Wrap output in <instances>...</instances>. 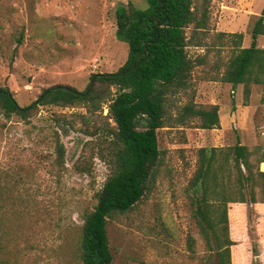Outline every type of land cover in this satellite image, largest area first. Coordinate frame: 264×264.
Instances as JSON below:
<instances>
[{"label":"rangeland","instance_id":"374dc122","mask_svg":"<svg viewBox=\"0 0 264 264\" xmlns=\"http://www.w3.org/2000/svg\"><path fill=\"white\" fill-rule=\"evenodd\" d=\"M202 1L194 0L198 10ZM128 3L146 6L144 0H0V87L24 107L50 87L81 92L90 76L115 73L127 58L126 43L115 36V9ZM263 5L209 0L208 29H185L187 54L204 57V63L194 68L189 87L169 98L166 127L157 131L159 161L143 197L107 222L112 264L216 263L193 217L190 182L200 148L232 147L238 140L251 150L264 146L263 87L245 100L242 91L234 97L219 80L235 52L234 33L249 46L253 16ZM261 46L264 36L257 38ZM192 102L219 105V127L201 130L198 119L178 125L181 107ZM106 123L113 125L106 105L94 114L81 107H39L27 121L0 114V263L82 264V218L113 169ZM250 226L252 240L264 237L262 218L252 216Z\"/></svg>","mask_w":264,"mask_h":264},{"label":"trees","instance_id":"16d2710c","mask_svg":"<svg viewBox=\"0 0 264 264\" xmlns=\"http://www.w3.org/2000/svg\"><path fill=\"white\" fill-rule=\"evenodd\" d=\"M145 8L132 3L115 9L116 38L127 45L124 65L115 73L94 74L81 92L56 85L43 90L27 106L17 104L13 94L0 87V114L6 120L27 121L39 107H81L89 114L106 105L108 119L103 129L110 137L112 174L96 195L94 207L82 218L79 257L82 264H112L107 222L130 211L143 197L159 161L157 131L166 127L169 98L189 87L192 72L204 57L191 59L185 29L206 31L207 5L194 0H144ZM223 36V33H220ZM235 52L220 75L222 83L243 86L248 99L252 85L264 86V49L256 41L264 36V5L250 27V45L241 48L242 34H234ZM194 46H201L195 43ZM215 79V78H214ZM214 79H211L214 81ZM208 80V79H203ZM198 119L201 130L219 127V106L181 107L176 122L181 127ZM62 159V145L56 148ZM197 168L190 182L194 196L193 217L216 263L231 264L227 209L230 204H264V146L249 149L239 140L232 147L200 148ZM188 249L193 252V240ZM7 264V263H0Z\"/></svg>","mask_w":264,"mask_h":264},{"label":"crops","instance_id":"0c3cea01","mask_svg":"<svg viewBox=\"0 0 264 264\" xmlns=\"http://www.w3.org/2000/svg\"><path fill=\"white\" fill-rule=\"evenodd\" d=\"M254 17L256 16L254 15L253 18ZM234 34H239V33H234ZM259 37H263V36H259ZM244 38L242 39L243 46H241V48L248 47L247 44L245 43ZM260 48L264 49V46H261ZM224 84L228 86V88H230L231 93L234 94V97L237 93H240V91H242L243 93V86L240 84L236 85L234 88H232L230 84H226V83ZM256 86L263 87L261 88V90L264 93L263 85H252L248 99L250 98L252 92L255 90ZM219 113H220V106H219ZM232 118H233L232 125L236 126L237 119L235 115L234 116L232 115ZM221 131L223 130L221 129ZM259 170L261 172H264V163H261L259 165ZM252 216L253 218L254 217L257 219L262 218L264 220V204L261 203L250 204V205L230 204L228 206L227 217L229 224V236L231 241L233 242V245L230 247L231 264H264V237L256 238L253 240L250 238L251 236L250 220L252 219Z\"/></svg>","mask_w":264,"mask_h":264}]
</instances>
